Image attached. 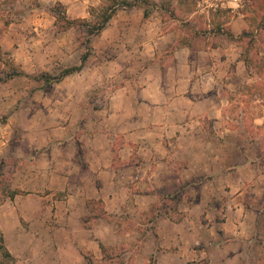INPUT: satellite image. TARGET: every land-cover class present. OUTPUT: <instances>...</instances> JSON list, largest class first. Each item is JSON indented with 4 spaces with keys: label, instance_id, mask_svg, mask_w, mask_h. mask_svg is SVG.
<instances>
[{
    "label": "crops",
    "instance_id": "obj_1",
    "mask_svg": "<svg viewBox=\"0 0 264 264\" xmlns=\"http://www.w3.org/2000/svg\"><path fill=\"white\" fill-rule=\"evenodd\" d=\"M167 36H154L149 66L120 82L80 140L67 130L65 139L32 146L20 171L36 178L35 187L14 196L0 191V233L17 264L101 263L103 246L141 239L129 231L120 237L125 225L120 214L130 201L148 212L187 182L197 197L187 200L181 220L163 208L152 220L136 221L152 231L140 240L132 264H147L151 257L156 264H188L204 256L209 264H264V186L251 187L249 205L248 191L238 183L220 189L227 196L220 207L214 196L219 190H206V180L223 169L242 184L244 179L263 184L264 176L237 154V145L204 140L198 133L207 112L199 102H214L222 55L230 59L235 52L231 45L203 51L180 46L162 66L156 50ZM220 146L234 155L222 160ZM93 200L101 201V208Z\"/></svg>",
    "mask_w": 264,
    "mask_h": 264
},
{
    "label": "rangeland",
    "instance_id": "obj_2",
    "mask_svg": "<svg viewBox=\"0 0 264 264\" xmlns=\"http://www.w3.org/2000/svg\"><path fill=\"white\" fill-rule=\"evenodd\" d=\"M154 1L157 5L149 17L142 8H122L101 33L89 36L78 27L62 28L53 9L61 3L70 19L91 21L90 10L101 0H0V191L10 195L35 187L36 178L20 171L32 146L47 145L55 137L65 139L67 130L80 140L120 82L149 66L148 49L158 34L169 35L160 38L156 50L162 66L171 63L180 46L203 51L218 44L231 45L235 54L230 59L222 55L224 63L218 67L222 77L214 89V102H199L207 112L201 116L198 133L204 140L237 145V154L245 155L256 173L264 176V0ZM83 35L91 40L88 46L82 43ZM138 48L139 64L134 56ZM86 53L80 71L50 82L43 75L55 78L66 68L80 66ZM7 62L17 73H26L10 76L15 71ZM220 150L222 160L234 155L225 146ZM220 172L214 180H206V190L216 187L220 192L238 183L248 191L246 205L254 203L251 187L264 186L246 179L242 184L234 173ZM183 185L171 199L156 204L158 213L165 208L175 218L184 214L187 200L195 199L197 193L190 182ZM225 194L214 195L218 206L227 198ZM145 213L130 201L120 214V222L125 218L120 237L129 231L142 239L146 231H152L150 225H136L139 219L151 218ZM141 239L128 243L120 238V243L107 244L106 259L92 263L132 264L143 245ZM3 243L0 233V264H17ZM147 264H156V259L151 257ZM188 264H209V260L204 256Z\"/></svg>",
    "mask_w": 264,
    "mask_h": 264
},
{
    "label": "trees",
    "instance_id": "obj_3",
    "mask_svg": "<svg viewBox=\"0 0 264 264\" xmlns=\"http://www.w3.org/2000/svg\"><path fill=\"white\" fill-rule=\"evenodd\" d=\"M157 5V2L154 0H101V4L97 7H92L90 10V14L93 17L91 21H88L86 18H77V19H70L67 16L65 7L59 3L53 9V12L56 17V21L58 25H61L64 29H69L72 27H78L80 29H84V33L89 36L97 35L101 33L111 21V19L116 16L119 9L122 8H142L145 17H149L152 13L153 8ZM90 39H86V36L83 35L82 43L88 46ZM88 58V54H84L82 57V64L77 67H70L64 69L60 76L52 78L50 75L43 74L47 80L52 81L53 79H60L62 77L68 76L76 71H80L85 64L86 59ZM7 64L11 67L15 72H12L10 76L18 75V73L25 74L26 72L20 71L16 72L15 67L13 64L7 62ZM20 191H12L10 196H14L16 193ZM172 196L167 197L166 199H171ZM101 201L93 200L92 204L96 208H101ZM165 209V208H164ZM102 210V209H101ZM157 205L152 207L145 215L150 216V220L154 219L157 215L158 211ZM166 211V209H165ZM166 213L174 220H181L184 217V214L179 218H175L170 210H167ZM149 220V219H148ZM105 249V247L103 246ZM7 251V250H6ZM7 254L11 256V254L7 251Z\"/></svg>",
    "mask_w": 264,
    "mask_h": 264
}]
</instances>
